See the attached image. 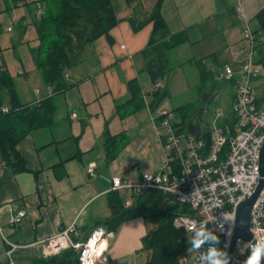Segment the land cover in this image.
Returning <instances> with one entry per match:
<instances>
[{"label":"crops","instance_id":"obj_1","mask_svg":"<svg viewBox=\"0 0 264 264\" xmlns=\"http://www.w3.org/2000/svg\"><path fill=\"white\" fill-rule=\"evenodd\" d=\"M159 1L141 0L148 12ZM111 2L118 24L67 71V88L55 92L43 81L32 54L39 45L35 23L43 13L42 3L0 0V71L15 78L22 103L52 98L57 107L52 125L35 130L18 146L27 171L16 173L0 150V255L8 249L5 239L31 246L15 253L16 264H35L43 258L38 243L73 223L84 238L99 221L109 218L108 195L114 177L135 180L163 169L167 153L156 118L159 110H173L174 122L183 123L178 130L184 127L191 133L190 125L202 110L199 132L210 128L217 110L211 115L207 105L221 92L215 86L216 74L225 64L239 66L248 46L243 31L248 24L256 29L255 18L264 9V0H162L161 12L170 33L185 31L188 42L168 54L171 71L159 88L167 89L169 96L154 111L149 104L156 84L146 70L143 54L153 24L136 32L129 21L132 9L127 0ZM240 6L242 13L238 12ZM199 63L209 74L204 81ZM263 75L256 81L258 100L264 99ZM133 80L138 81L145 102L136 113L123 106L131 98L129 83ZM230 86L235 101V89ZM4 96L8 106L10 98ZM199 98L207 103L205 107L201 104L187 113L178 111L193 106ZM174 102L181 105L176 108ZM107 136H117L114 147L118 153L112 160ZM90 164L96 166L93 177L87 173ZM22 211L26 217L14 224ZM149 229L143 218L125 222L115 234L104 264H145L147 258L141 250ZM1 264L9 263L3 258Z\"/></svg>","mask_w":264,"mask_h":264},{"label":"built area","instance_id":"obj_2","mask_svg":"<svg viewBox=\"0 0 264 264\" xmlns=\"http://www.w3.org/2000/svg\"><path fill=\"white\" fill-rule=\"evenodd\" d=\"M238 12L242 13L241 6ZM254 32L249 24L243 31L248 46L239 66L235 68L225 64L215 78L219 83L234 86L235 127L232 129L224 122V113L217 111L209 128L211 143L207 146L203 132L199 136L179 132L173 112L159 110L156 118L167 153L163 169L158 173H144L140 179L124 180L116 176L112 180L113 191L127 194L124 196L127 206L132 204L134 195L160 191L171 197L172 202L189 209V212L178 214L174 220L175 228L187 234L192 242L180 264H212V250L217 253L216 258L224 260L225 264H245L254 247L264 240L263 189L251 211L250 231L253 239L245 241L240 238L233 247L239 206L254 195L261 179L264 105L258 104L256 81L263 75V70L256 60L257 39ZM159 87L157 83L156 90ZM49 94H53L52 89H49ZM8 111V107H3V112ZM73 116L76 117V114ZM95 169V164H90L88 175L95 176ZM21 213L13 219L14 224L21 223L26 217L25 211ZM101 227L104 229L101 239L106 240L107 244L103 253L93 259L94 264L106 263L114 232L97 226L88 236L81 238L76 223L38 243L43 258L57 257L72 249L79 254L82 264L81 255L87 240L94 230ZM5 240L8 249L4 255H0V264L3 258L9 264H16L15 253L31 247ZM195 240H202L199 247L194 246Z\"/></svg>","mask_w":264,"mask_h":264},{"label":"trees","instance_id":"obj_3","mask_svg":"<svg viewBox=\"0 0 264 264\" xmlns=\"http://www.w3.org/2000/svg\"><path fill=\"white\" fill-rule=\"evenodd\" d=\"M40 2L43 5V13L35 23L39 45L32 54L45 84L58 92L68 86L65 81L67 71L82 61L95 41L103 36H110L111 30L118 24V19L111 0H40ZM127 4L132 9L129 21L136 32L149 23L153 24L152 35L143 54L147 59L146 70L152 82L154 84L163 82L171 71L168 54L188 42L187 33L185 31L178 34L170 33L161 12L162 0L149 12L141 0H127ZM255 21L256 60L263 65L264 9L256 16ZM198 65L204 81L209 74L203 64ZM129 92L131 98L123 106L132 108L131 112L136 113L145 107L137 80L129 83ZM4 95L10 98L8 106ZM151 95L149 105L155 111L167 99L169 93L167 89L159 88ZM257 101L261 105L264 99ZM3 107H8L9 111L3 112ZM190 107L194 108L188 105L178 111L187 113ZM56 108L52 98L36 104L22 103L15 78L8 71H0V150L7 164L16 173L27 171L25 159L18 150L19 144L35 130L51 126ZM234 121L228 120L226 123L233 129ZM181 125L183 123L176 124L177 127ZM184 130L183 127L179 132L183 133ZM116 138L117 136L106 138L108 157L111 160L118 153L114 147ZM203 138L209 146L210 129L203 132ZM171 200V197L160 191H151L143 195H134L132 204L127 206L124 196L116 190L112 191L108 195L111 216L99 221L96 227L103 226L109 231L117 232L125 222L143 218L150 226L141 250L147 258L145 264H180L192 242L187 234L175 228L174 220L178 214L189 212V209ZM34 263L80 264L79 254L72 249L50 259L38 258Z\"/></svg>","mask_w":264,"mask_h":264},{"label":"water","instance_id":"obj_4","mask_svg":"<svg viewBox=\"0 0 264 264\" xmlns=\"http://www.w3.org/2000/svg\"><path fill=\"white\" fill-rule=\"evenodd\" d=\"M202 110L196 115L193 122L190 125L192 129V133L195 136H199V119L201 117ZM261 158H260V175L261 179L259 181V185L251 198L243 202L238 209L237 214V225L234 235L233 247L238 239H243L245 241H251L253 239V235L250 231V222H251V211L253 210L252 207L259 198L262 190L264 189V146L261 151Z\"/></svg>","mask_w":264,"mask_h":264},{"label":"clouds","instance_id":"obj_5","mask_svg":"<svg viewBox=\"0 0 264 264\" xmlns=\"http://www.w3.org/2000/svg\"><path fill=\"white\" fill-rule=\"evenodd\" d=\"M23 215V213H21ZM227 218V217H226ZM104 229L101 227L94 230L91 237L87 240L85 244V251L81 255L82 264H94L95 257L100 256L107 244L106 240H102ZM199 234V233H198ZM99 241V244H98ZM202 240H195L194 246L199 247ZM210 256L213 257L212 264H225V261L217 257L215 250L210 252ZM262 258H264V240H261L252 251L251 255L245 261V264H262Z\"/></svg>","mask_w":264,"mask_h":264},{"label":"rangeland","instance_id":"obj_6","mask_svg":"<svg viewBox=\"0 0 264 264\" xmlns=\"http://www.w3.org/2000/svg\"><path fill=\"white\" fill-rule=\"evenodd\" d=\"M26 15L27 16H29L28 15V12L26 13ZM262 66V70H263V72H264V64L263 65H261ZM168 78V77H167ZM262 80H264V75H263V77H262ZM180 84H181V81L179 82ZM210 85L211 84V81H209L208 83H206V86L207 85ZM22 85H24V84H22V82H21V87H22ZM215 86H217V87H221V88H219V89H221V92L219 93V96H218V98H217V100L216 101H213V102H210L208 105H207V103L206 102H203L202 100H201V98H199V101H197V103L195 104L194 103V107H195V109H196V107H198V106H200L201 104H202V107H205L206 105H207V112L209 111L210 112V114L212 115L216 110L217 111H223V112H227L228 113V115L224 118V120L225 119H227V121L228 120H233L234 121V116H235V114H234V112H233V105H234V101H233V99H232V87L230 86V85H228V84H225V83H219V82H217V81H215ZM262 88V87H261ZM257 89H259V88H257ZM259 90H261V89H259ZM263 92V91H262ZM261 92V93H262ZM262 96H264V93H263V95ZM203 102V103H202ZM175 103V102H174ZM173 103V106H175V104ZM181 105V103L180 104H176V108L178 107V106H180ZM162 110H165V111H171V110H166V109H162ZM173 111V110H172ZM176 113H178V117H177V119H181V116H179V112L178 111H175ZM213 117V116H212ZM213 121V120H212ZM212 121H211V124H212ZM235 122V124H234V127H235V125H236V121H234ZM185 132L186 133H188V131H187V129H185ZM117 232H114V234H116ZM115 237V236H114ZM112 244V243H111ZM110 248H111V246H110ZM108 256H109V254H108ZM108 260H109V257H108ZM108 260H107V262H108ZM106 262V263H107Z\"/></svg>","mask_w":264,"mask_h":264}]
</instances>
